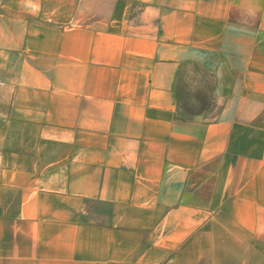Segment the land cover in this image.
Segmentation results:
<instances>
[{"label":"crops","instance_id":"crops-1","mask_svg":"<svg viewBox=\"0 0 264 264\" xmlns=\"http://www.w3.org/2000/svg\"><path fill=\"white\" fill-rule=\"evenodd\" d=\"M0 264H264V0H0Z\"/></svg>","mask_w":264,"mask_h":264}]
</instances>
